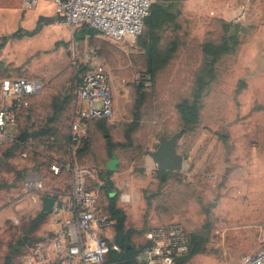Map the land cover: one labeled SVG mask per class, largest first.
<instances>
[{"label":"rangeland","instance_id":"374dc122","mask_svg":"<svg viewBox=\"0 0 264 264\" xmlns=\"http://www.w3.org/2000/svg\"><path fill=\"white\" fill-rule=\"evenodd\" d=\"M151 1L153 25L129 47L61 24L49 0L30 11L20 0H0V44L46 19L35 36L0 49V86L22 77L41 84L12 141L0 146V264H25L27 247L43 242L36 233L47 218L38 221L25 182L50 174L54 163L94 170L106 211L103 188L114 184L137 248L147 230L170 223L199 250L185 264H239L264 245V0ZM92 53L110 69L120 102L113 119L94 122L75 146L77 85ZM185 102L197 108L191 124L180 113ZM173 138L184 168L160 171L151 154ZM58 177L68 192L70 175Z\"/></svg>","mask_w":264,"mask_h":264},{"label":"built area","instance_id":"2783aa9c","mask_svg":"<svg viewBox=\"0 0 264 264\" xmlns=\"http://www.w3.org/2000/svg\"><path fill=\"white\" fill-rule=\"evenodd\" d=\"M44 0H20L24 10L35 9ZM59 14L60 23L72 29L84 27L105 38L129 47L146 27L151 15V0H49ZM77 85V106L71 118L70 139L80 145L87 138L90 124L111 120L115 116L114 82L108 66L94 53L87 57ZM41 90L40 82L26 78H9L0 86V146L12 141L19 126L25 101ZM24 157L27 154L23 155ZM54 175H70L71 192L66 209L72 214L68 220L56 219L61 229L48 241L28 246L25 264H105L120 246L105 232L112 229L114 220L104 209L100 190L92 187L94 170L75 163H54ZM44 187L38 176H30L25 191L39 207ZM48 197V196H47ZM61 207L56 201L54 210ZM17 223L18 220L15 219ZM146 244L138 254L139 264H176L187 258L192 250V238L179 223L153 227L144 234ZM239 264H264V245L254 253L244 255Z\"/></svg>","mask_w":264,"mask_h":264},{"label":"trees","instance_id":"16d2710c","mask_svg":"<svg viewBox=\"0 0 264 264\" xmlns=\"http://www.w3.org/2000/svg\"><path fill=\"white\" fill-rule=\"evenodd\" d=\"M152 9L153 6L151 7V15L150 17L147 19L146 21V26L148 25H153L151 21V17H153L152 15ZM46 21L45 18H41L39 20L38 25L36 26V28H34L31 31H23L21 29L17 30L16 32H14L13 34H11L10 36H6L2 39V42L0 44V49H3L5 44L10 40V39H21L23 37H33L35 36L41 27V24H43V22ZM146 28V27H145ZM89 29V28H87ZM91 30V29H89ZM93 31V30H91ZM180 109V113L182 115V117L184 118L186 124H191V122H195L197 117L194 116V113L197 111V108L195 106H190L187 102L185 103H181L179 106ZM192 115H189L190 113H192ZM102 121H107V120H99V121H95V122H102ZM94 122H92L90 124V130H91V125ZM89 130V133H90ZM88 133V135H89ZM104 133V137L107 143V147L108 150L110 151L112 149V139L111 136L109 135L108 131L106 129L103 130ZM64 172V171H63ZM61 172V173H63ZM104 194L106 195L107 199L109 200V207H108V214L110 216V218L114 221H116L115 223V237H114V241L120 246L121 251L120 252H113L109 255V259H108V263L110 264H139L136 260V257L138 256V254H140V252L143 250V247H135L133 246L131 239H130V233L126 232L124 230V223H125V214L124 212H122L119 208H117L116 206V202H117V191L114 189V184L111 181H108L106 186L103 188ZM38 221H43V218L38 217L37 218ZM37 221V222H38ZM36 227L34 229H37L40 225V223L38 222L37 224H35ZM193 242V239H192ZM194 244L192 245V250L190 255L182 260V263L185 264L187 262V260L191 257L192 254L199 252V250L194 251ZM6 264H9V262L7 261Z\"/></svg>","mask_w":264,"mask_h":264},{"label":"crops","instance_id":"0c3cea01","mask_svg":"<svg viewBox=\"0 0 264 264\" xmlns=\"http://www.w3.org/2000/svg\"><path fill=\"white\" fill-rule=\"evenodd\" d=\"M119 98L120 97L118 95V90L116 89V87H114L115 112H116V107L118 106L120 102ZM123 98H125V95H123ZM49 172L53 176L54 181L48 176L49 173H43L41 174L42 176L40 175L41 177L37 175L43 184V187H44L43 193L45 194L44 196L55 198L62 209L59 213H57V211H53L52 214L48 215L43 227L39 229L38 232L36 233L37 236H39L42 240L44 239L43 242L48 241L56 232H58L61 229V225L56 223V219L68 220L72 218V214L68 212L66 209L67 200L71 192V185H70L68 192L65 191L62 188V184L58 180L59 175H54L53 172L51 171V168H49ZM123 199H124L123 201L125 202L128 200V197L125 196L123 197ZM19 206H16V209H18ZM42 207H43V204L39 206V209H42ZM105 234L106 236L114 238L115 237L114 227L112 229L107 230ZM46 236H49V237L46 238Z\"/></svg>","mask_w":264,"mask_h":264},{"label":"water","instance_id":"95a60500","mask_svg":"<svg viewBox=\"0 0 264 264\" xmlns=\"http://www.w3.org/2000/svg\"><path fill=\"white\" fill-rule=\"evenodd\" d=\"M177 138L164 141L159 145L158 149L151 154L154 163L157 165L160 171H182L184 168V157L176 153ZM164 179V178H163ZM43 207L39 212V216L43 219L53 213L54 205L56 203L55 198L44 196L41 198ZM176 264H183L177 262Z\"/></svg>","mask_w":264,"mask_h":264}]
</instances>
